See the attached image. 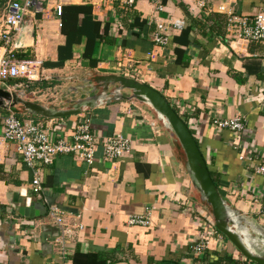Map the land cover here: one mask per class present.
Wrapping results in <instances>:
<instances>
[{
  "label": "crops",
  "instance_id": "crops-1",
  "mask_svg": "<svg viewBox=\"0 0 264 264\" xmlns=\"http://www.w3.org/2000/svg\"><path fill=\"white\" fill-rule=\"evenodd\" d=\"M11 1L0 0V26ZM59 2L61 16L55 8ZM226 2L238 14H254L262 3ZM164 3V11L149 0L132 6L147 20L141 28L125 16L129 7L124 8L122 0H34L13 41L19 56L43 60L42 78L9 85H30L38 91L32 99L43 95L44 102L59 105L66 93L87 86L84 79L90 74H123L154 86L194 131L222 195L264 225V175L255 170L264 161V44L237 39L234 28L227 30L226 42L219 39L213 47L198 30L186 45L174 39L181 30L171 22L188 20L184 6L196 16L200 12L192 0ZM218 8L216 1L213 10ZM158 23L170 38L167 45L154 41ZM177 46L192 57L188 67L177 63ZM60 58L63 65L56 66ZM5 111L42 124L55 138L70 134L78 115L47 118L16 108ZM82 113L91 116L97 135L128 138L130 152L109 160L99 145L92 165L75 153L59 154L43 167V190L35 193L31 168L16 143L0 142V264H73L76 251L98 252L108 264H216L225 251L240 257L227 238L204 228L210 211L194 197L178 142L144 104L114 101ZM239 114L246 123L241 134L212 124L215 118ZM51 205L68 222L82 225L64 242L60 227L48 215ZM25 206L33 208L34 216L20 214L17 208ZM133 215L149 216L150 224H130ZM202 238L208 246L196 253L191 246Z\"/></svg>",
  "mask_w": 264,
  "mask_h": 264
},
{
  "label": "built area",
  "instance_id": "built-area-1",
  "mask_svg": "<svg viewBox=\"0 0 264 264\" xmlns=\"http://www.w3.org/2000/svg\"><path fill=\"white\" fill-rule=\"evenodd\" d=\"M122 1L124 8L128 9L138 0ZM149 1L155 4L158 11L167 10L164 0ZM216 1L219 12L228 14V30L231 31L235 28L237 39L264 44V0H261L262 3L254 14L235 13L232 9H228L231 3L226 0H192V5L200 12L198 14L200 15L212 11ZM33 3L34 0H12L8 7V14L2 20L0 26V87H12L8 84V80L13 78H19L26 82H36L42 78L43 60L38 57H18L13 41L15 33L17 34L21 29ZM55 8L58 15L61 16L63 3H57ZM60 26H62L61 21ZM171 26L174 29L183 30L188 26V20L185 17L174 19ZM164 29V24L158 23L154 32V41L159 45H167L170 42L169 36L163 31ZM212 124L218 130L228 129L235 134H241L246 130L245 117L240 114L231 118H215ZM0 127V142H15L18 152L31 168V186L35 193H41L43 190L41 182L43 167L52 165L59 154L75 153L81 160L92 165L96 161L99 145L103 146L104 156L109 160L119 159L131 150L130 140L122 134L106 137L97 135L92 128L91 116L86 113L77 115L74 130L70 134H61L56 138L49 128L32 119L23 120L14 112H7L2 107H0ZM255 170L264 175V161L258 164ZM261 212L264 216V205ZM48 215L60 227L62 242L72 236L75 228H82L81 224L68 222L55 205L49 207ZM205 217L204 228L207 232H215L221 239H225L226 236L217 229L211 213L210 216L205 215ZM150 220L149 216L133 215L130 216L129 223L149 225ZM205 239L202 238L195 242L191 246L192 250L196 253L204 252L208 246V241Z\"/></svg>",
  "mask_w": 264,
  "mask_h": 264
},
{
  "label": "water",
  "instance_id": "water-1",
  "mask_svg": "<svg viewBox=\"0 0 264 264\" xmlns=\"http://www.w3.org/2000/svg\"><path fill=\"white\" fill-rule=\"evenodd\" d=\"M61 78L55 76L53 79ZM84 81L88 85L66 93V99L61 105L44 102L43 95L32 99L31 95L36 96L38 91L31 90L30 85L25 87L15 85L11 88L2 86L0 107L6 110L16 108L22 113L47 118H64L114 101L135 100L144 104L159 126L175 136L180 147L182 163L192 186L210 207L209 211L217 229L246 259L264 264V225L260 224L257 218L241 212L222 195L211 175L197 137L164 94L146 82L123 74H90V78ZM17 209L22 215L34 216L33 208L29 206Z\"/></svg>",
  "mask_w": 264,
  "mask_h": 264
},
{
  "label": "trees",
  "instance_id": "trees-1",
  "mask_svg": "<svg viewBox=\"0 0 264 264\" xmlns=\"http://www.w3.org/2000/svg\"><path fill=\"white\" fill-rule=\"evenodd\" d=\"M183 9L189 20V25L185 29L181 30V34L179 36L174 37L175 40L182 41L183 43L188 45L191 41L189 38L190 34L198 30L202 35L208 38L210 42L209 44L210 47L215 46L219 39L223 40V42H226L227 30H228L227 14L212 10L210 12H204L196 16L186 6H184ZM133 10L134 9L132 7L131 8L129 7L125 16L129 19L132 18L134 25L136 26L139 25L141 28H143V26L147 23V20L141 19L140 14H138L136 11ZM71 45L72 44H70V42H67V46L70 47ZM86 51H87L86 53L89 54L88 51H92V50L90 48L89 49L87 48ZM175 53L177 55L176 60L179 65L183 67H188L190 65L192 57L186 53L184 48L177 46L175 48ZM17 56L23 58V56L21 57L19 56V54H17ZM55 65L56 66L63 65L61 58L59 59V61L55 63ZM20 81L22 80L21 79L19 80V78H13L8 80V84L18 83ZM185 121L187 122L186 119ZM192 132L194 133L193 130ZM211 175L215 183L218 185L219 181L215 177L212 171H211ZM194 197L198 200V202L201 205L207 207L210 210V207L202 200V198H200V195L195 188H194ZM215 263L216 264H220V263L221 264H257L252 260L246 259L241 253H240V257L234 258L233 255L227 251H225L223 256H218V259L217 261H215ZM73 264H108V260L98 252L83 253L81 251H76V253L73 256ZM167 264H179V263L170 262Z\"/></svg>",
  "mask_w": 264,
  "mask_h": 264
},
{
  "label": "flooded vegetation",
  "instance_id": "flooded-vegetation-1",
  "mask_svg": "<svg viewBox=\"0 0 264 264\" xmlns=\"http://www.w3.org/2000/svg\"><path fill=\"white\" fill-rule=\"evenodd\" d=\"M80 77H81V76H80ZM80 77H79V79L81 80L83 77H81V78H80Z\"/></svg>",
  "mask_w": 264,
  "mask_h": 264
},
{
  "label": "rangeland",
  "instance_id": "rangeland-1",
  "mask_svg": "<svg viewBox=\"0 0 264 264\" xmlns=\"http://www.w3.org/2000/svg\"><path fill=\"white\" fill-rule=\"evenodd\" d=\"M56 83V82H55Z\"/></svg>",
  "mask_w": 264,
  "mask_h": 264
}]
</instances>
